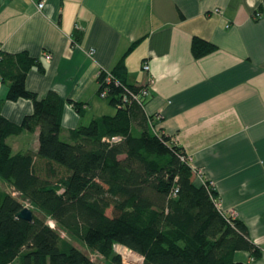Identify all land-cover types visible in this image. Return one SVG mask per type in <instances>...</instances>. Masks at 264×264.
<instances>
[{
    "label": "crops",
    "instance_id": "crops-1",
    "mask_svg": "<svg viewBox=\"0 0 264 264\" xmlns=\"http://www.w3.org/2000/svg\"><path fill=\"white\" fill-rule=\"evenodd\" d=\"M194 37L218 49L196 59ZM0 46L37 59L44 70L33 67L26 86L40 98L55 93L83 104V117L71 104L64 108L66 141L71 129L115 115L99 96L97 77L124 59L129 85H151L145 110L184 148L195 183L203 184L195 172L203 171L224 214L234 211L260 248L258 258L236 252V262L264 264V0H0ZM8 90L0 80V113L21 124L33 102L7 101ZM7 143L13 153H37L39 129ZM10 189L0 179V190Z\"/></svg>",
    "mask_w": 264,
    "mask_h": 264
},
{
    "label": "trees",
    "instance_id": "trees-1",
    "mask_svg": "<svg viewBox=\"0 0 264 264\" xmlns=\"http://www.w3.org/2000/svg\"><path fill=\"white\" fill-rule=\"evenodd\" d=\"M217 49L193 38L196 59ZM35 66L44 70L28 52L0 51L7 101L34 105L21 124L0 113V179L11 187L0 190V264H98L76 247L65 250L48 217L115 264H121L117 245L140 254L143 264H246L236 262V252L261 256L247 225L217 209L214 187L195 183L184 148L156 131L154 118L129 99L125 87L134 92L140 87L127 83L124 59L112 69L113 82L105 74L97 77L99 94L107 90L115 115L71 129L70 141L61 137L64 108L71 104L82 117L85 108L55 93L40 98L29 90L26 79ZM36 129L38 152L13 153L8 137ZM25 203L37 211L31 222L17 217Z\"/></svg>",
    "mask_w": 264,
    "mask_h": 264
},
{
    "label": "built area",
    "instance_id": "built-area-1",
    "mask_svg": "<svg viewBox=\"0 0 264 264\" xmlns=\"http://www.w3.org/2000/svg\"><path fill=\"white\" fill-rule=\"evenodd\" d=\"M37 7H38V9L40 10V11H42L43 9H44V7H45V1H41V2H39L38 3V5H37ZM217 12H219V10H216ZM256 16L257 17H260V13L258 12L257 14H256ZM79 26L78 25H76V28H78ZM2 50V47L0 46V51ZM95 50H90L89 51V53H88V55L90 56V57H94V55H95ZM47 58L48 59H51L52 58V56L50 55V54H48L47 55ZM143 68H144V70L146 71V72H150V65H149V63H147V62H145L144 63V65H143ZM100 74H105V80L107 81V83H110V82H113V80H114V75L112 74V70H110V69H106V68H102V69H100V71H99V73H98V75H100ZM126 88V90H127V93L129 92V99H131V101L133 102V101H135V102H137L139 105H141V106H143L145 109H146V105H147V101H148V99L150 98V96H151V88H149V87H144V88H142V87H140V89L138 90V92H134V91H131L129 88H127V87H125ZM100 96L101 97H108V93H107V90H105V91H103L102 93H100ZM125 100H128V96H124V101ZM115 141H118V139L116 138L115 139ZM189 159V158H188ZM196 172V174L200 177V178H202V180H203V184H206L207 183V181L208 180H205V178H204V172L203 171H200V170H196L195 171ZM212 186L214 185V182L213 181H208ZM215 203H216V206H217V209L221 212V213H223L224 214V208H223V204H222V202L220 201V200H215ZM230 217L231 218H235V212L234 211H232L231 212V215H230ZM118 247V245L116 246V248ZM121 249H123V250H125V251H127L129 254H130V256H129V258L130 257H137V259L139 258V259H143V257L140 255V254H138V253H136V252H134V251H132V250H129L128 248H126V247H121ZM128 258V259H129ZM138 259V260H139ZM144 260V259H143ZM143 260H142V262H139L140 264H143ZM130 261V260H129ZM131 262V261H130ZM133 263V262H132Z\"/></svg>",
    "mask_w": 264,
    "mask_h": 264
},
{
    "label": "rangeland",
    "instance_id": "rangeland-1",
    "mask_svg": "<svg viewBox=\"0 0 264 264\" xmlns=\"http://www.w3.org/2000/svg\"><path fill=\"white\" fill-rule=\"evenodd\" d=\"M143 70H144V68H143ZM144 72L147 75H150V72H146L145 70H144ZM149 80H150L149 82L151 83L153 81V77L152 76H149ZM137 87H142V88L149 87V88H151V85L147 84V85H142V86H137ZM99 96H100V94H99ZM100 98L105 99V100H109L108 97L106 98V97H101L100 96ZM114 108L116 109V107H114ZM154 128H155L156 131L161 130V129H158L155 125H154ZM9 192H10V190H9ZM24 205H25V207H29V208H31L32 210H34L37 213L35 207L33 205H31L30 203H25ZM46 222L52 228L58 229L60 231L61 237H62V247L65 250H68L71 247H76V248L84 251L86 254H88L98 264H115L113 260H111V259H108L107 260L104 257H102L101 255H99V254H97V253L92 252L91 250H89L88 247L85 245V243L81 239L74 238V237L68 235L65 231L59 229V226L50 217H48L46 219ZM121 247H123V246L118 245L117 248L115 247V251H114L115 254L118 255L121 258V264H140L139 262H142V260H143L142 258L141 259L138 258L139 260L137 259V257H130L129 258L130 254L127 251L121 249Z\"/></svg>",
    "mask_w": 264,
    "mask_h": 264
},
{
    "label": "water",
    "instance_id": "water-1",
    "mask_svg": "<svg viewBox=\"0 0 264 264\" xmlns=\"http://www.w3.org/2000/svg\"><path fill=\"white\" fill-rule=\"evenodd\" d=\"M34 211L29 207H24L18 214L17 217L26 221L33 220Z\"/></svg>",
    "mask_w": 264,
    "mask_h": 264
}]
</instances>
